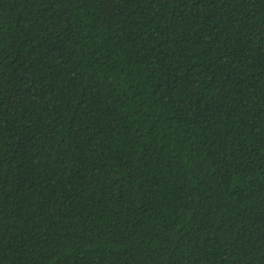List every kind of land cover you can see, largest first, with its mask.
Instances as JSON below:
<instances>
[{
	"label": "trees",
	"instance_id": "obj_1",
	"mask_svg": "<svg viewBox=\"0 0 264 264\" xmlns=\"http://www.w3.org/2000/svg\"><path fill=\"white\" fill-rule=\"evenodd\" d=\"M0 264H264V0H0Z\"/></svg>",
	"mask_w": 264,
	"mask_h": 264
}]
</instances>
